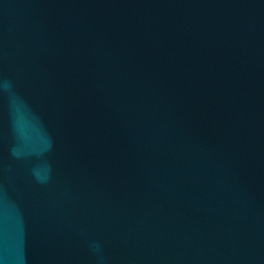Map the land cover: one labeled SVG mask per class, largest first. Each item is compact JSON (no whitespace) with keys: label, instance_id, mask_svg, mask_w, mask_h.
Returning a JSON list of instances; mask_svg holds the SVG:
<instances>
[{"label":"water","instance_id":"1","mask_svg":"<svg viewBox=\"0 0 264 264\" xmlns=\"http://www.w3.org/2000/svg\"><path fill=\"white\" fill-rule=\"evenodd\" d=\"M0 264H264V0H0Z\"/></svg>","mask_w":264,"mask_h":264}]
</instances>
